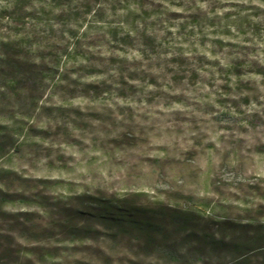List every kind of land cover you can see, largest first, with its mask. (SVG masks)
<instances>
[{
	"label": "rangeland",
	"instance_id": "374dc122",
	"mask_svg": "<svg viewBox=\"0 0 264 264\" xmlns=\"http://www.w3.org/2000/svg\"><path fill=\"white\" fill-rule=\"evenodd\" d=\"M26 1L22 26L0 19V38H22L38 69L24 104L0 85L3 209L29 219L26 237L13 233L24 256L234 264L260 235L243 258L264 264V0ZM12 5L0 0V12ZM92 193L162 208L149 253L137 236L44 237Z\"/></svg>",
	"mask_w": 264,
	"mask_h": 264
},
{
	"label": "trees",
	"instance_id": "16d2710c",
	"mask_svg": "<svg viewBox=\"0 0 264 264\" xmlns=\"http://www.w3.org/2000/svg\"><path fill=\"white\" fill-rule=\"evenodd\" d=\"M28 2L13 0L12 8L8 10L6 7L0 12V19H6V23L12 25L10 29L22 26L25 18L23 10ZM0 57H3L0 61V66H3V72L0 68V85L6 86L10 99L21 105L35 97L34 94L39 88L38 69L34 68V62L28 61L22 38L12 40L4 36L0 38ZM5 148L6 146L0 145V152ZM10 190L9 185L0 181V264H38L24 256L14 244L15 231H19L20 238L26 237V222L29 219L20 215L13 218L5 216L3 206L10 199ZM135 195L106 196L92 193L76 197L75 208L65 216L51 220L50 228L44 229L43 235L49 239L56 235L52 230L58 229L57 233L63 236V239L71 241L102 237L115 239L120 236L134 240L141 237L144 240L142 251L149 253L150 246H153L160 233L155 218L162 208L144 206L138 203ZM173 213L176 223L185 224L189 221L187 212L174 210ZM28 231L29 237L37 239L36 225H31V231ZM256 237L254 239L250 237L248 244L243 243L248 247V251H240L234 264H244L247 259L243 256L262 246L259 241L262 237L260 235Z\"/></svg>",
	"mask_w": 264,
	"mask_h": 264
},
{
	"label": "clouds",
	"instance_id": "9594fccd",
	"mask_svg": "<svg viewBox=\"0 0 264 264\" xmlns=\"http://www.w3.org/2000/svg\"><path fill=\"white\" fill-rule=\"evenodd\" d=\"M242 3H248L249 0H241ZM252 3H256V0H251ZM201 7H204V5H200ZM261 8H264V3H261L259 5Z\"/></svg>",
	"mask_w": 264,
	"mask_h": 264
}]
</instances>
